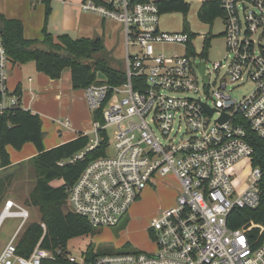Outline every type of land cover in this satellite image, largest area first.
I'll return each mask as SVG.
<instances>
[{
  "label": "built area",
  "instance_id": "2783aa9c",
  "mask_svg": "<svg viewBox=\"0 0 264 264\" xmlns=\"http://www.w3.org/2000/svg\"><path fill=\"white\" fill-rule=\"evenodd\" d=\"M220 6L225 56L210 69L188 50L168 55L157 48L173 42L188 45L191 39L185 32L160 31L159 8L153 1L79 3L84 12L122 25L126 68L120 85L93 84L83 89L88 108L92 113L100 108L102 121L92 119L89 134L83 132L90 142L68 161L93 150L103 138L101 130L106 132L108 147L110 128L112 151L105 150L81 170L67 188L68 207L93 228L113 226L145 186H155L168 176L176 182L174 204L151 219L155 245L147 252L97 255L84 249L74 255L66 248L53 253L39 241L24 256L16 251V239L30 212L4 199L0 224L6 218L19 222L0 250V264H40L57 256V264H264V224L228 225L234 209H254L260 203L264 169L253 165L246 132L264 139V0H220ZM130 45L137 46V52L131 53ZM14 64L0 34V115L27 110L21 92L8 86ZM219 69H224L223 76L212 82V70ZM244 83L251 91L240 99L233 97V86ZM58 122L68 124L67 119ZM242 161L251 171L246 187L237 193L233 167Z\"/></svg>",
  "mask_w": 264,
  "mask_h": 264
},
{
  "label": "trees",
  "instance_id": "16d2710c",
  "mask_svg": "<svg viewBox=\"0 0 264 264\" xmlns=\"http://www.w3.org/2000/svg\"><path fill=\"white\" fill-rule=\"evenodd\" d=\"M45 4V21L50 14V0H42ZM99 2V0H95ZM136 2L153 1L159 8V14L179 12L182 15L183 32H188L186 16L189 12V2L186 0H135ZM197 17L202 22L213 23L217 17L223 15L220 0H204L199 5ZM0 30L3 45L13 63L27 64L34 61L37 71L44 73L52 79L60 78L61 72L69 68L71 86L73 89L85 88L93 84L120 85L125 81L123 71L113 68L102 56H95L104 51V45L99 37L70 38L66 33L54 35L50 33L45 23L42 26V36L28 38L24 36L22 22L18 18H7L0 13ZM101 75L102 78L99 76ZM15 91L20 92L19 85ZM93 119L102 121L101 109L93 111ZM99 144L84 153L83 158L72 162L79 151L88 145L89 136L79 132L70 140L50 148H44V132L41 119L37 113L30 110L14 109L10 113L0 115V162L2 167L11 165L7 145L19 149L26 142H32L36 154L28 160L32 163L35 172V182L31 188L26 204L38 208L39 220H32L24 227L16 239V251L28 256L37 242L42 248L51 250L61 249L65 252L70 239L91 235L94 228L82 215L74 213L68 207V190L79 177L81 170L98 156L105 154L107 136L104 130ZM247 140L253 147V165L264 169V139L253 134L247 129ZM65 161L62 165L59 162ZM12 174L0 177V204L5 199L7 188L12 182ZM61 179L62 184L53 186L51 182ZM260 203L254 209H234L229 215L228 225L232 228L239 227L246 222L264 224V174L259 181ZM45 224V229L41 224ZM92 246L86 250L91 253ZM57 259H45L40 264H57Z\"/></svg>",
  "mask_w": 264,
  "mask_h": 264
},
{
  "label": "rangeland",
  "instance_id": "374dc122",
  "mask_svg": "<svg viewBox=\"0 0 264 264\" xmlns=\"http://www.w3.org/2000/svg\"><path fill=\"white\" fill-rule=\"evenodd\" d=\"M189 4L190 9L186 16L188 32L191 33L189 44L186 45L185 43L178 42L163 43L158 44L157 48L168 55H172L173 53L182 55L188 50L197 60H205L210 69H212V64L222 61L225 56L224 38L222 36V31L224 29L223 17H217L212 21L213 23H204L197 17V10L199 9L198 4ZM181 22L182 15L179 12L160 14L158 21L159 30L171 35L181 34L183 33ZM116 35L117 31L115 33V39ZM114 42L113 46H116L117 40ZM129 51L131 53L137 52V46L130 45ZM95 56H103L107 60V63L115 69L124 71L126 68L123 44L121 53H115V48H110L95 54ZM33 64V62H30L27 68H22V73L20 74V80L22 82L27 81V76L30 74L29 67L33 66ZM18 67V65L14 66L15 72L19 69ZM223 70L224 69H219L218 71L212 70L211 81L214 82L220 79L223 76ZM233 87L231 95L237 99H240V97L247 95L251 91V87L247 83L240 84V86L235 85ZM77 93L83 98V88H78ZM28 96L29 95H26V97ZM60 107L61 104L54 97V94L41 96V98L35 100V103L30 105L31 110L38 111L41 115H46L47 117L57 115L60 116V118H64L67 115L69 116L73 110L72 107V109H70V105L69 107L66 106L65 111L60 109ZM88 111H90V109ZM80 114H83V127L86 126L85 128L90 129V123L93 119L92 115L89 118H85L84 109L82 112H78V115ZM41 121H47L46 117H42ZM51 125L53 124L51 123ZM52 129L55 130V126H53ZM46 130L47 129H42L43 132ZM111 130L112 128L108 131L110 140V144L106 149L108 154L112 151L113 140ZM7 146L15 151H20L22 148L16 149L11 145ZM233 169L236 175V191L240 193L246 187L251 168L242 161L234 165ZM12 176V182L7 188L5 198H11L29 210L31 218L28 222L39 220L38 208L30 206L25 202V199H27L31 192L30 190L36 177L32 163L27 161L24 163L23 167L17 170ZM54 183H56V181H54ZM174 191L175 181L172 177L159 179L156 187L146 186L140 193L138 199L130 204L127 213L118 220V223L113 226H100L94 228V232L91 235H83L70 239L67 244V249L74 255L80 254L84 249L86 250L88 245L92 246L93 251H95L97 255L101 253H114L117 251L131 252L133 250H138L147 252L151 250L155 243L152 237H150L149 224L151 219L156 218L162 209L168 208L174 204ZM18 222L19 219L17 218L4 219L0 224V237L5 239L11 235L17 227ZM122 246L128 247L121 249Z\"/></svg>",
  "mask_w": 264,
  "mask_h": 264
},
{
  "label": "crops",
  "instance_id": "0c3cea01",
  "mask_svg": "<svg viewBox=\"0 0 264 264\" xmlns=\"http://www.w3.org/2000/svg\"><path fill=\"white\" fill-rule=\"evenodd\" d=\"M81 1L84 0H50L51 12L46 21L44 11L45 4L42 0H0V13L4 14L7 18L12 17L20 19L24 28L25 38L28 37L40 39L42 36V26L45 23L47 30L54 35L66 33L72 39L78 37H86L90 39L92 37H99L103 42L104 50L115 48V53H121L123 44L122 25L111 19L105 20L94 12H84L79 8V3ZM186 1L189 3H196L198 4V7H200L199 5L204 0ZM116 31L117 35L115 39ZM115 40H117V45L113 46ZM30 62L34 63V61H29L27 64L15 63L13 65L9 74L8 86L10 89H15L16 86L19 85L20 92L22 94L21 100L23 107L33 113H37L40 116V119H42V117H46L47 121H41L42 129H47L44 132L43 137L44 148L46 149L58 144H62V142L76 137L79 132H88L89 134L91 126L90 129L85 128L86 126L83 127V114L78 115V112H82L84 109L85 118H89L93 113L90 112L91 110L88 111L89 109L86 103L85 92L83 91L82 98L80 95H78L77 89L75 90L72 88L69 68L63 69L60 78L52 79L44 73L37 71L34 63L33 66L29 67L30 74L27 76V81L22 82L20 80L22 68H27L28 63ZM15 65L19 66L17 72H15L14 69ZM28 77L31 79L29 80ZM47 94H54V97L61 104L60 109L64 111L66 106L69 107L70 105V109L73 108L71 114L64 118H60V116L57 115L47 117L46 115H41L38 111L31 110L30 105L35 103L37 98H41V96ZM26 95L29 96L26 97ZM65 119L68 121L67 125H64L63 122H58V120ZM51 123L53 125H51ZM53 126H55V130L52 129ZM6 150L9 154L11 165L2 167L0 162V177H4L8 174L13 175L17 170L23 167L24 163H26L31 156L36 154V148L32 142H27L24 144L20 151H15L9 146L6 147ZM54 181H56V183H54ZM51 184L53 186L60 185L62 184V180H53ZM156 186L157 184L155 186L151 185L150 187ZM176 194L177 187L175 182L174 198ZM11 235L5 239L0 237V250L8 242V239L11 237ZM127 247L128 246H122L121 249Z\"/></svg>",
  "mask_w": 264,
  "mask_h": 264
},
{
  "label": "water",
  "instance_id": "95a60500",
  "mask_svg": "<svg viewBox=\"0 0 264 264\" xmlns=\"http://www.w3.org/2000/svg\"><path fill=\"white\" fill-rule=\"evenodd\" d=\"M0 34H1V30H0ZM199 65H200V69H201V71H202V69H203V63H200ZM99 76L102 78L101 75H99ZM205 80H206V77H205Z\"/></svg>",
  "mask_w": 264,
  "mask_h": 264
}]
</instances>
